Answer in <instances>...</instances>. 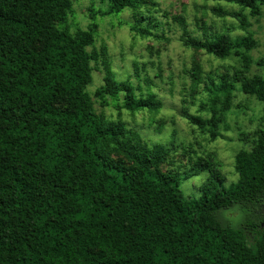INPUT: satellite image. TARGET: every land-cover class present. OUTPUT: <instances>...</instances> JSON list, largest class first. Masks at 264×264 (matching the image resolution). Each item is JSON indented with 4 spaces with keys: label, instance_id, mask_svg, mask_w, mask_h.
Returning a JSON list of instances; mask_svg holds the SVG:
<instances>
[{
    "label": "trees",
    "instance_id": "trees-1",
    "mask_svg": "<svg viewBox=\"0 0 264 264\" xmlns=\"http://www.w3.org/2000/svg\"><path fill=\"white\" fill-rule=\"evenodd\" d=\"M100 1L104 17L131 11L129 30L143 39L158 38L168 19L154 0ZM225 2L249 10L264 5ZM71 13V0H0V264H264V129L235 155L237 181L228 189L215 186L216 164L197 158L183 176L208 170L211 178L200 199L186 198L180 173L160 170L168 148L149 147L124 123L95 112L87 87L98 62L104 83L94 96L102 106L110 99L135 114L158 112L162 102L119 81L107 49L94 47L96 25L70 32ZM171 20L183 29L184 46L218 59L236 56L231 40L205 32L201 41L181 17ZM242 62L231 74L204 73L197 65L186 71L203 83L207 102L200 109L209 114L183 109L189 125L220 136L235 92L264 108V78L246 77ZM139 72L135 64L137 79ZM232 210L240 213L235 224L225 216Z\"/></svg>",
    "mask_w": 264,
    "mask_h": 264
},
{
    "label": "rangeland",
    "instance_id": "rangeland-1",
    "mask_svg": "<svg viewBox=\"0 0 264 264\" xmlns=\"http://www.w3.org/2000/svg\"><path fill=\"white\" fill-rule=\"evenodd\" d=\"M71 1L72 13L66 24L69 31L87 30L95 24L94 47L107 49L109 66L117 79L129 80L144 92H152L162 102L158 112L145 110L135 114L117 110L110 99H106L108 106H102L94 96L104 83L105 68L98 62L96 67L92 63L95 70L92 83L87 87L95 112L110 121L124 123L136 131L149 147L161 145L168 148L170 154L160 170L169 174L180 173V190L186 198L200 199V187L211 178L208 170L189 178L183 176L199 157L211 159L216 164L214 170L221 180V183L214 180L217 189H228L234 184L237 181L234 157L239 151L251 148L253 131L264 129V108L254 97L240 92L231 94V109L219 128L220 136L212 138L209 132L189 125L181 114L185 109L192 115L209 118V114L200 109V105L207 102L202 92L203 83H194L186 71L197 65L204 73L231 74L233 67L240 69L244 61L248 67L244 71L246 77L264 78V5L249 10L226 2L228 6L225 7L214 0H154L158 9L168 14V19L163 20L164 29L158 33V38L143 39L129 30L131 11H124L118 17H104L99 13L104 11L100 0ZM214 8L227 15L217 17ZM256 10L257 14L251 13ZM236 13L242 16L234 17ZM172 17H181L186 30L195 39L203 41L206 32L216 39L231 40L228 43L234 47L236 56L218 59L184 46L181 42L183 29L171 20ZM135 64L140 67L138 79L133 73ZM145 77L151 83H146ZM112 158L115 161L121 159L117 155H112ZM225 216L235 224L240 213L232 210Z\"/></svg>",
    "mask_w": 264,
    "mask_h": 264
},
{
    "label": "clouds",
    "instance_id": "clouds-1",
    "mask_svg": "<svg viewBox=\"0 0 264 264\" xmlns=\"http://www.w3.org/2000/svg\"><path fill=\"white\" fill-rule=\"evenodd\" d=\"M219 3L223 4L225 7H227L228 5L225 3V0H218Z\"/></svg>",
    "mask_w": 264,
    "mask_h": 264
}]
</instances>
